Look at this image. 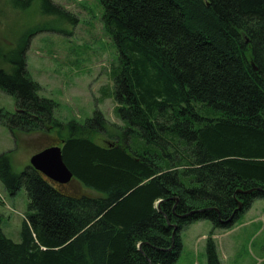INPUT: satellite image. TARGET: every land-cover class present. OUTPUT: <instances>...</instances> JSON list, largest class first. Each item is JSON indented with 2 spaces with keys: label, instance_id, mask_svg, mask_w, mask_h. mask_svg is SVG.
Segmentation results:
<instances>
[{
  "label": "trees",
  "instance_id": "16d2710c",
  "mask_svg": "<svg viewBox=\"0 0 264 264\" xmlns=\"http://www.w3.org/2000/svg\"><path fill=\"white\" fill-rule=\"evenodd\" d=\"M34 1L6 0L14 15ZM38 1L40 17L76 22ZM100 2L119 52L105 96L120 125L99 110L84 123L54 118L57 103L38 95L26 68L32 37L54 30L48 23L0 44V89L16 104L1 123L14 136L57 131L71 181L99 193L76 194L30 164L15 173L1 153L0 182L10 196L25 187L29 212L19 242L0 215V264H173L182 228L204 219L230 228L264 199V0ZM99 134L112 142L97 143ZM206 259L220 264L211 236Z\"/></svg>",
  "mask_w": 264,
  "mask_h": 264
},
{
  "label": "rangeland",
  "instance_id": "374dc122",
  "mask_svg": "<svg viewBox=\"0 0 264 264\" xmlns=\"http://www.w3.org/2000/svg\"><path fill=\"white\" fill-rule=\"evenodd\" d=\"M76 17V22L55 15L40 17L35 0L30 9L14 15L6 0H0V44L13 45L18 36L36 23H48L54 30L35 34L26 51V68L39 84L38 95L54 100L53 116L66 123H79L99 110L109 123L122 124L114 112V100L105 96L113 89L112 69L119 52L105 29L100 0H52ZM0 66H3L0 64ZM6 68L7 65H4ZM14 113L15 98L0 89V111ZM1 119V117H0ZM99 144L112 142L99 134ZM57 131L22 132L14 136L0 121V154L10 152V165L21 172L30 157L49 146H60ZM76 194L98 196L96 191L72 180ZM24 186L10 196L0 182L1 228L15 242L20 241L23 221L28 214ZM211 236L220 264H264V199L254 198L250 207L227 229L214 228L209 220L195 221L179 232L181 249L173 264H207L206 241Z\"/></svg>",
  "mask_w": 264,
  "mask_h": 264
},
{
  "label": "water",
  "instance_id": "95a60500",
  "mask_svg": "<svg viewBox=\"0 0 264 264\" xmlns=\"http://www.w3.org/2000/svg\"><path fill=\"white\" fill-rule=\"evenodd\" d=\"M30 165L58 184L69 183L73 176L63 161L60 146H49L33 154L30 157ZM251 191H243V193H250ZM238 208H241L240 203Z\"/></svg>",
  "mask_w": 264,
  "mask_h": 264
}]
</instances>
